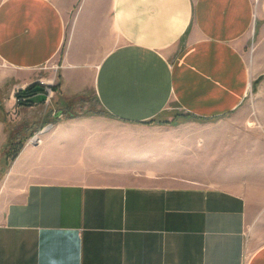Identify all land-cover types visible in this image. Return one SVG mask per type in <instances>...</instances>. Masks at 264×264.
Wrapping results in <instances>:
<instances>
[{"label":"crops","instance_id":"1","mask_svg":"<svg viewBox=\"0 0 264 264\" xmlns=\"http://www.w3.org/2000/svg\"><path fill=\"white\" fill-rule=\"evenodd\" d=\"M56 58L55 123L6 167ZM228 116L227 168L184 177L212 140L185 121ZM0 168V264H264V0H0Z\"/></svg>","mask_w":264,"mask_h":264},{"label":"rangeland","instance_id":"2","mask_svg":"<svg viewBox=\"0 0 264 264\" xmlns=\"http://www.w3.org/2000/svg\"><path fill=\"white\" fill-rule=\"evenodd\" d=\"M60 66L59 58H56L48 65L44 66L42 70H40V74L38 80L48 83L50 80H53L52 86L56 84V75L58 68ZM253 98V96H252ZM251 98V101H252ZM251 101H248L246 104H251ZM89 106L85 108H80L77 110V113L73 114L74 116L80 115H102L100 114V109L92 100H89ZM54 99L51 98L48 100H43L37 104H29L28 106L22 107H14L8 114V124H9V154L6 160V167L8 164L12 163L13 160L17 157L18 153L22 150V148L27 146H34L40 144V139L47 133L49 129H51V125L55 123L53 121L52 111L50 108L53 109ZM51 109V110H52ZM55 109V108H54ZM51 112V113H50ZM99 112V113H98ZM71 115V114H69ZM69 119L73 117H69ZM180 117H183L182 115ZM231 118L225 117L222 120H215L208 123H199L195 121H185L184 127H187L189 130L192 131L194 134H207L206 137L211 138L212 140H207L206 142V149L204 146L201 147L200 143H197V148L201 149L202 154H206L208 162L207 168H188L186 171L189 172L184 177H192L194 179L198 178H205L209 180V177H213L214 175L207 174L208 171H212L214 168V163L218 161H222L223 168H227L229 165V160L226 159L230 156V142H229V133L231 131ZM208 126V127H206ZM223 135L222 140L219 139L218 135ZM38 137L37 140L34 138ZM216 138V139H215ZM34 139V140H33ZM222 149V151H220ZM189 150V149H187ZM222 157H221V154ZM17 154V155H16ZM219 155V156H218ZM15 158L13 159V157ZM161 161L166 159V156L158 158ZM228 161V163H227ZM200 163L199 160L196 161L198 165ZM212 166V167H211ZM133 168H139L141 171H147L146 165H136ZM171 169H178L182 170L183 168H171ZM167 170H170L168 168ZM194 170V171H192ZM198 170H202V174L198 173ZM8 172L9 168H0V204H6L8 201L5 185L8 180ZM194 172V173H193ZM193 175V176H192ZM178 177H182L179 175Z\"/></svg>","mask_w":264,"mask_h":264},{"label":"trees","instance_id":"3","mask_svg":"<svg viewBox=\"0 0 264 264\" xmlns=\"http://www.w3.org/2000/svg\"><path fill=\"white\" fill-rule=\"evenodd\" d=\"M55 87H52L51 90L54 91ZM45 87L40 84L39 82H35L31 85H29L26 89L24 90H19V92L16 94L17 98L19 99H25V102L19 103L20 106H28L29 104H34V101L32 100L38 95H45ZM73 117V115L69 116ZM9 154H6V158ZM17 155V154H16ZM15 156L13 157V159Z\"/></svg>","mask_w":264,"mask_h":264},{"label":"built area","instance_id":"4","mask_svg":"<svg viewBox=\"0 0 264 264\" xmlns=\"http://www.w3.org/2000/svg\"><path fill=\"white\" fill-rule=\"evenodd\" d=\"M38 82L40 83V84H42L44 87H45V95H46V100H50L51 98H53V96H54V92L51 90V88L53 87L52 86V84L51 83H45V82H43V81H40V80H38ZM19 91H17L15 94H14V101H15V104H16V106L17 107H22V106H20L19 105V103H21V102H25V99H19V98H17V96H16V94L18 93ZM245 260V255H244V257H243V261ZM242 264H243V262H242Z\"/></svg>","mask_w":264,"mask_h":264},{"label":"bare ground","instance_id":"5","mask_svg":"<svg viewBox=\"0 0 264 264\" xmlns=\"http://www.w3.org/2000/svg\"><path fill=\"white\" fill-rule=\"evenodd\" d=\"M34 139H35V140H37V139H38V137H35ZM34 139H33V140H34Z\"/></svg>","mask_w":264,"mask_h":264}]
</instances>
